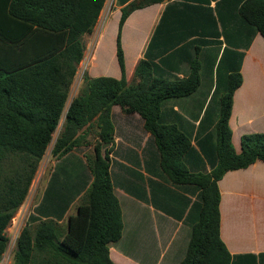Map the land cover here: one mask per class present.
Instances as JSON below:
<instances>
[{
	"label": "trees",
	"instance_id": "1",
	"mask_svg": "<svg viewBox=\"0 0 264 264\" xmlns=\"http://www.w3.org/2000/svg\"><path fill=\"white\" fill-rule=\"evenodd\" d=\"M165 0H131L121 9L117 59L120 79L83 76V84L65 116L52 158L88 144L95 131L99 141L90 163L93 182L66 230L54 220L26 225L14 252L13 264H115L111 244L123 231L122 211L110 177L109 153L114 143L111 112L120 106L139 114L161 155V166L177 185L201 189V212L192 228L187 253L180 264H231L232 255L220 235L219 181L230 171L264 161V133L242 138L237 153L229 126L235 91L241 86L242 54L227 60V48L217 68L226 65L227 90L221 98L213 146V168L192 173L185 157L191 136L175 123L163 120L162 106L170 99L194 94L201 84L202 62H191L185 79L158 75L156 65L141 60L133 80L125 76L120 34L128 17ZM233 0H223L231 3ZM106 0H0V262L9 238L6 230L25 202L40 163L51 144L84 59V35L96 27ZM232 17L264 37V0H236ZM231 8V6H230ZM226 38V35H224ZM197 54L201 48L197 47ZM229 71V72H228ZM110 145L104 150L103 146Z\"/></svg>",
	"mask_w": 264,
	"mask_h": 264
},
{
	"label": "crops",
	"instance_id": "2",
	"mask_svg": "<svg viewBox=\"0 0 264 264\" xmlns=\"http://www.w3.org/2000/svg\"><path fill=\"white\" fill-rule=\"evenodd\" d=\"M130 1L117 0L110 13L100 14L92 32V49L89 46L84 52L56 129L58 134L82 87L83 77L78 81V76L85 60L91 63L84 72L90 78L122 77L117 39L121 9ZM235 1L227 5L223 0H165L133 12L120 34L128 83L141 60L154 63L157 74L170 80L187 78L194 58L198 55L201 60L198 90L162 106L163 120L177 124L191 136L192 149L185 162L192 173H209L213 168L228 68L217 65L225 48L227 60L243 55V81L235 91L229 121L236 152L241 153L245 135L264 133V37L232 17ZM107 44L114 46L108 55ZM197 47L201 48L199 54ZM111 120L114 143L109 172L122 211L123 231L120 240L109 247L110 258L115 264H180L199 220L202 191L170 180L161 166L154 137L139 114H126L114 106ZM87 140L88 144L53 159L49 170L36 180L28 226L46 220L63 225L77 214L93 182L90 162L99 141L95 131ZM108 147L103 146V154ZM218 185L220 235L232 255L231 264H264V161L226 173Z\"/></svg>",
	"mask_w": 264,
	"mask_h": 264
},
{
	"label": "built area",
	"instance_id": "3",
	"mask_svg": "<svg viewBox=\"0 0 264 264\" xmlns=\"http://www.w3.org/2000/svg\"><path fill=\"white\" fill-rule=\"evenodd\" d=\"M116 1L117 0H106L104 9L102 11L103 14H104V12H106L107 8H110L112 10L116 4ZM84 63H85V61L83 62L82 66L84 65ZM47 155H48V153L46 152V154H45L44 158L42 159L40 165L44 164V162L46 161ZM39 169L40 170H38L39 172H37V173H40L42 171V168L39 167ZM35 184H36V180L34 179L25 202L19 208V210L17 211V213L13 217L10 226L6 230V235L9 238V242H8L6 252L4 253L0 264H12V262H11L12 250L16 247L17 241H18L19 237L21 236L22 231L26 227L28 220H29V217H30V213H31V209H32L31 206L33 203V198H34L33 197V190H34Z\"/></svg>",
	"mask_w": 264,
	"mask_h": 264
},
{
	"label": "rangeland",
	"instance_id": "4",
	"mask_svg": "<svg viewBox=\"0 0 264 264\" xmlns=\"http://www.w3.org/2000/svg\"><path fill=\"white\" fill-rule=\"evenodd\" d=\"M110 11H111V9L110 8H107L106 9V12H104V14H103V16L102 17H104L105 16V14H107V13H110ZM111 18H112V16H111ZM92 35H93V33H91L90 35H88L86 38H84V43H85V45H86V49H88L89 48V46H91L90 47V50L92 49ZM113 49H114V46H109L108 44H107V46H106V51H107V55H108V53L109 52H112L113 51ZM89 54H90V52H89ZM88 54V55H89ZM89 61L88 60H85V63H84V65L82 66V67H80L79 68V76H78V81H80L81 80V78L83 77V75H84V72L86 71V69H87V67H88V65H89ZM91 64V63H90ZM116 64H117V62H116ZM91 66V65H90ZM89 66V67H90ZM116 67H118V64H117V66ZM202 72V71H201ZM229 72V71H228ZM226 73H227V71H226ZM217 99V98H216ZM219 99H220V97H219ZM58 132H55V134H54V137H53V140H52V142H51V144L49 145V147H48V149H47V153H48V155L46 156V161L44 162V164H42V165H40V168H42V171L40 172V173H37V175H36V178H35V180H37L38 181V179L42 176L43 177V175L49 170V168H50V165H51V162H52V160H53V158H52V149H53V146H54V143H55V141H56V139H57V137H58ZM40 170V169H39ZM39 172V171H38ZM41 177V178H42ZM33 196H34V194H33ZM34 200V199H33ZM33 204H34V201H33V203H32V206H33ZM31 206V207H32ZM31 209V208H30ZM66 224L67 223H65V224H63L62 225V229H64V230H66ZM36 225H34V226H32V227H35ZM16 248V247H15ZM15 248L12 250V258H11V262H12V264H13V262H14V252H15Z\"/></svg>",
	"mask_w": 264,
	"mask_h": 264
}]
</instances>
